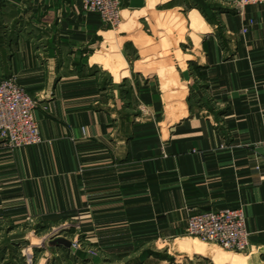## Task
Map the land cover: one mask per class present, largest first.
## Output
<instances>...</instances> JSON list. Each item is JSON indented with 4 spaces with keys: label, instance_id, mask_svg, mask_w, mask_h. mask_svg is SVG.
Segmentation results:
<instances>
[{
    "label": "crops",
    "instance_id": "0c3cea01",
    "mask_svg": "<svg viewBox=\"0 0 264 264\" xmlns=\"http://www.w3.org/2000/svg\"><path fill=\"white\" fill-rule=\"evenodd\" d=\"M233 1L121 0L111 31L78 2L0 0V73L43 139L0 142V262L31 243L35 264H264V7ZM227 208L242 254L187 234ZM35 221L70 228L37 241Z\"/></svg>",
    "mask_w": 264,
    "mask_h": 264
},
{
    "label": "built area",
    "instance_id": "2783aa9c",
    "mask_svg": "<svg viewBox=\"0 0 264 264\" xmlns=\"http://www.w3.org/2000/svg\"><path fill=\"white\" fill-rule=\"evenodd\" d=\"M69 1L80 3L86 13L98 14L109 30L120 29L123 7L121 0ZM232 4L237 13L242 15V10L248 6L264 7V0H234ZM243 32H247L246 27ZM37 106L38 101L30 96L15 78H4L0 73V142L6 150L14 152L43 142L39 124L34 117ZM261 145H264V142ZM60 228L65 232L70 226L64 224ZM187 234L218 246L225 252L236 254L246 252L250 244V233L242 208H227L193 215L188 222ZM83 245L80 238L74 239L72 251L82 250ZM88 252L95 255L92 251Z\"/></svg>",
    "mask_w": 264,
    "mask_h": 264
},
{
    "label": "rangeland",
    "instance_id": "374dc122",
    "mask_svg": "<svg viewBox=\"0 0 264 264\" xmlns=\"http://www.w3.org/2000/svg\"><path fill=\"white\" fill-rule=\"evenodd\" d=\"M26 225H29V226H27V229H29V230H31V229L33 230V228L35 227V229H36V232H35L36 235L35 236H36L37 241H39V239L43 238L42 240L44 242V241L49 240L55 236L61 235L64 232V231H61L60 227H58L59 224H52L51 226L49 225L50 227L48 226L49 228L48 227L45 228L44 226H42L43 222L40 223V222L35 221V222H30L29 224H26ZM46 225H48V224H46ZM191 238L197 240L200 243H203V244L205 243V242H202L201 240H198L194 237H191ZM29 242H31V240ZM26 243H27V241H26ZM39 244H37V245H39ZM205 244H209V243H205ZM28 245L31 246V243L23 244L24 249H23V247H21L22 249L20 248V253H19V248H16L17 254H14L12 256L10 255V257L8 258V260L5 263L0 262V264L1 263L2 264H35L36 258H33L34 256L32 257L31 253L29 255L28 260H27V257L23 256V253L28 248ZM210 245L213 246V244H210ZM214 247L216 248L218 246L214 245ZM218 248H216V250L218 252H220L221 254H223V252H225L221 248H219V249ZM202 249L205 250L206 248L205 249L202 248ZM22 250H24V252H22ZM232 254H234V253H232ZM27 255H28V253H27Z\"/></svg>",
    "mask_w": 264,
    "mask_h": 264
}]
</instances>
